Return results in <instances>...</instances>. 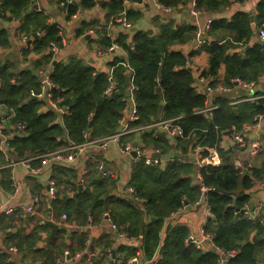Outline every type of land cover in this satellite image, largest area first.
Listing matches in <instances>:
<instances>
[{
  "label": "crops",
  "instance_id": "crops-1",
  "mask_svg": "<svg viewBox=\"0 0 264 264\" xmlns=\"http://www.w3.org/2000/svg\"><path fill=\"white\" fill-rule=\"evenodd\" d=\"M109 1L94 0V4L87 7L80 6L74 16L68 18L67 13L59 7L56 0H30L22 17L12 15L6 18L0 17V23L8 34L7 44L0 45V64L11 62L17 72L33 71L38 74L39 86L30 88L26 93L27 98L39 100L40 113L55 114V122L65 130L63 134L56 136L62 144L60 147L70 144L83 146L76 161L71 163L52 161L43 164L41 159L31 158L35 155L30 154L18 158L11 141L16 136L27 135L26 124L12 121L13 112L0 104V122L4 125V135H0V155L4 159L0 164V200L8 202L14 208L9 214L0 210V254L7 253L4 259L6 264H119L124 262L123 258L125 261L128 259L127 262L130 264V259L136 251L145 248L143 235L141 232L134 233L132 224L123 223L119 218L118 225L111 214L115 210L113 200L124 199L132 202L143 212L145 223L151 221L146 209L147 199L137 194L135 187L129 184L137 162L143 160L148 164L144 158L137 157L134 151L137 145L147 148L148 156L156 160L148 165L158 166L161 169H165L168 164L175 161L191 165L193 169L188 176L191 177L194 185L200 187V194L193 203L185 201L181 207L164 218V224L159 232V246L164 244L168 230L182 226L188 229L186 239L190 235L200 239L202 229L212 215L211 208L210 206L208 208V200L207 203L205 201L196 206L194 204L202 198V186L205 185L210 189L211 187L204 183L201 174L204 166L197 164V160L212 151L217 152L222 164L227 162L234 165L240 175L248 174L250 186L244 188L240 184L237 192L232 194L234 200L246 194L248 196L246 204L251 208L259 202L264 204V103L260 102L264 101V61L258 66L257 76L251 79L227 75V64L224 61L221 62L216 74H208L211 65L208 46L214 43H227L226 56L239 55L244 58L248 50L262 43L258 36L260 28L257 26L256 16L257 6L263 0H227L217 8L198 6V0H183L176 6H170V9H165L157 0H124L126 8L113 16L108 14L106 7ZM73 4L81 5L80 0ZM131 7L140 13L133 19L128 17V9ZM33 11L48 14L49 22L59 23L65 29L67 44L57 53L52 52L53 64L67 63L71 57H77L91 66L94 74L106 75L107 86L102 92L103 97L110 98L119 91V78L116 77L115 71L118 67L124 68L126 91L123 99L126 104L115 133L120 132L125 125L134 128V131L123 138V141L132 143V151L124 152L122 143L115 141H110L102 148L85 145L88 140L105 137L104 134L91 135L92 122L84 130L82 143H75L69 137L64 117L70 114V108L63 104L62 97L56 95L59 87L51 78L53 68L51 64H46L34 69V60L39 59L41 55L35 50L27 52L34 38L42 34L40 31L33 33L22 30L23 16ZM123 11H126L127 19L132 24L130 28L123 27L115 20ZM238 12L248 14L252 29L250 38L236 41L235 31L224 27L211 30L214 22L229 23ZM252 15L254 22L251 20ZM169 24L175 28L184 25L195 27V37L170 47L185 55V67L194 77L193 87L198 94L205 97L204 105L195 108L194 114L203 115L213 122L214 113L220 105L219 99L228 100V104L235 111L234 122L222 127L214 124L217 137L211 145L205 144L204 138L198 140L195 137L194 142L189 141V135H186L178 120L184 114L170 119L176 120L181 125L184 131L183 137H177L167 130L156 134L155 124L165 120L162 116H158L148 124H142L154 125L149 128L138 129L137 127L141 125H131L130 117L133 110L137 109L135 92L138 89L136 69L130 62V50L135 46L134 34L137 31H146L149 35L156 36L159 35L162 25ZM205 27L208 29L203 30ZM199 28L203 30L201 37H197ZM78 31L82 34H78ZM102 34L111 41L110 45L102 46V37H100ZM22 36L26 38L23 39ZM121 36L124 37V43L118 41ZM29 40H31L30 45H28ZM114 42L118 47L104 55L98 54V50H105ZM124 62L128 65H124ZM41 71L46 72L54 83L52 100L55 106L51 105L47 97L39 98L31 95V90L38 91L41 88ZM133 76H135L134 86ZM109 77L113 81V88L106 93L111 83ZM240 80L253 82L254 85L245 88ZM207 84H221L225 89L210 92L206 89ZM261 104L263 107H260ZM208 106L212 107L210 111L206 109ZM258 115L260 119L256 118ZM92 116L93 113L89 115V119ZM19 124H22L23 128H20ZM148 134H152L154 138L159 137L158 140L162 139V141L158 146L148 143L146 139ZM235 135L244 136L248 147L243 148L234 144ZM254 143H258L261 148L256 155L251 151ZM22 160H26V163H21ZM99 162L112 169L113 174L102 175L97 170ZM52 182L56 186V193L53 196L49 193ZM85 193H89L92 198L81 203ZM31 204H35L36 207L34 215L26 211V207ZM260 212V217L249 220L259 219L264 225L261 221L264 218V206ZM64 213L68 214L67 220L62 218ZM91 215L95 218L91 228L78 227L87 226ZM108 216L118 225V230L112 228ZM145 225L147 224H143ZM208 233L213 236V243L204 241L196 246L203 251L216 249L219 254L218 264H230V260L236 256L239 249L248 241H254L258 232L257 228L253 229L245 239L236 241L237 246L234 249L225 250L234 252L235 255L232 257L222 255L219 249H224L218 248L214 242L215 235L212 232ZM261 237L264 238L263 233ZM88 238H91L89 244ZM159 246L152 256L145 255L147 258H152L153 264H160L162 259ZM87 248H90V251H87ZM79 252L83 254L76 258ZM253 259L255 264H264V241L258 244Z\"/></svg>",
  "mask_w": 264,
  "mask_h": 264
},
{
  "label": "trees",
  "instance_id": "trees-1",
  "mask_svg": "<svg viewBox=\"0 0 264 264\" xmlns=\"http://www.w3.org/2000/svg\"><path fill=\"white\" fill-rule=\"evenodd\" d=\"M67 0H56L61 6ZM137 1V0H136ZM183 0H159L166 6H176ZM227 0H198V6L217 8ZM30 0H2L0 17L9 15L22 17V13ZM81 5L69 4L66 17L70 18L79 10L94 4V0H80ZM108 14L116 15L126 5L124 0H110L106 4ZM140 13L133 7L128 9V17L136 18ZM49 16L43 12H30L23 16L22 30L27 32L40 31L42 34L34 38L28 49L40 53V58L34 60V69L51 64L52 80L58 85L56 95L64 99L63 104L69 106L70 114L64 117V123L69 137L75 143L84 141V130L92 122V136H109L117 132L116 126L122 118L125 108L126 75L124 68L118 67L115 71L119 78V91L110 98L102 95L107 86V76L94 74L91 66L81 59L71 57L67 63L53 64L52 43L62 45L56 22H49ZM256 23L258 28L264 27V0L257 6ZM224 27L236 32V41L250 38L252 33L248 14L238 12L229 23L214 22L211 30ZM195 27L184 25L175 28L172 24L162 25L159 35H149L146 31H137L134 34L135 46L130 50V62L136 69L135 100L139 118L131 125L148 124L158 116L164 119H173L181 115L180 122L189 141L194 142L204 138L205 144H213L217 133L214 124L220 127L234 122L235 111L228 104V100L219 99V108L215 111V120L210 122L203 115L194 114V109L203 106L205 97L198 94L193 87L194 77L185 67V55L176 49L170 48L175 43H185L195 37ZM78 34L82 32L78 31ZM102 46H108L111 41L103 34L100 36ZM124 43V37H119ZM8 34L0 23V45H6ZM227 43H214L208 46L210 56V75L218 72L221 62L227 64V75L242 78H255L259 72L258 66L264 61V43L256 44L247 51L244 58L239 55L226 56ZM38 74L17 72L13 63L0 64V104L13 112L12 121L26 124L27 135L16 136L11 146L18 158L28 154L35 155L53 151L62 144L56 139L57 134H63L64 128L55 122L54 113H40V102L34 98H27V91L39 86ZM263 102L264 101H260ZM260 107H263L261 104ZM93 113L91 119L89 115ZM177 120V121H178ZM207 130V131H205ZM159 138V137H158ZM152 134L146 137L148 143L156 146L162 141ZM4 159L0 155V164ZM192 166L181 162H172L165 169L148 165L143 160L138 161L132 173L130 185L135 187L137 194L147 199L146 209L151 216L149 223L144 222L143 212L129 202V200H113L114 212L111 214L115 222L132 224L133 232L143 235V251L147 257L152 256L159 246V232L164 224V218L181 207L185 201L193 203L200 194V187L194 185L188 173ZM204 183L211 187L208 192V204L211 208V217L204 226V230L212 232L215 245L224 250L234 249L236 241L245 239L250 231L257 228L254 241H248L239 249L230 264H255L254 255L258 244L264 241V225L259 219L250 221L245 216V204L248 196L242 194L234 200L232 194L237 192L240 184L250 186L248 174L240 175L234 165L225 162L221 166H204L201 169ZM92 197L85 193L81 203ZM68 215V214H67ZM93 220L95 218L93 215ZM114 217V218H113ZM118 218L120 221H118ZM93 221V222H94ZM143 224H147L143 226ZM119 225V223H118ZM79 227V226H78ZM188 229L185 227L172 228L166 233L164 244L159 246L162 254L160 264H218L219 254L216 249L203 251L194 244H187L185 239ZM90 248H87V251ZM7 253L0 254V264L4 263ZM119 264H127L128 259ZM127 262V263H126ZM129 264V263H128ZM131 264V263H130Z\"/></svg>",
  "mask_w": 264,
  "mask_h": 264
},
{
  "label": "built area",
  "instance_id": "built-area-1",
  "mask_svg": "<svg viewBox=\"0 0 264 264\" xmlns=\"http://www.w3.org/2000/svg\"><path fill=\"white\" fill-rule=\"evenodd\" d=\"M78 1L79 0H67L66 2H62L61 6L63 7V11L65 13H67L68 12L67 6L69 4H73V3H76ZM157 1L165 9H170V7H166V6L162 5L159 2V0H157ZM0 3H1V0H0ZM72 16H74V14ZM115 20L118 24L122 25L125 28L132 27V24L127 19L126 11H123L117 18H115ZM56 26L59 30V36L61 37L62 45L60 46V45H57L56 43H52L51 48L54 51V53H57L62 47L66 46V44H67V37H66L65 29L59 23H56ZM208 27H205L203 30H207ZM203 30L200 28L198 29L197 37L202 36ZM258 36H259L260 41L262 43H264V27H262L258 30ZM22 38L25 39L26 37L22 36ZM116 47H118V44L116 42H114L107 49L98 50V54L104 55L106 52H108L112 49L114 50V48H116ZM123 64L128 65L127 62H124ZM41 75H42L41 88L38 91L31 90V95H34V96L39 97V98L47 97L49 99V102L51 103V105L55 106V104L53 103V100H52L54 83L51 80L50 76L46 72L41 71ZM110 79H111V77H109V80ZM134 80H135V76L132 77V85L133 86H134V84H133ZM110 81H111L110 87L106 91V93H109L113 88L112 79ZM240 83H242V86L245 88H249V87L254 85L253 82H248L246 80H240ZM206 89L210 92H212V91L215 92L216 90H219V89H225V87L221 86V84H217V85L207 84ZM206 109H208L210 111L212 109V107L208 106V107H206ZM138 118H139L138 111H137V109H134L132 112V116L130 117V120L132 122V121L137 120ZM256 118L260 119V116L258 115ZM152 126H154V125H141V126H138L137 128L138 129H145V128H149ZM155 126L157 129V131H155L156 134L158 132H162L163 130H167V131H170L172 134L176 135L177 137H183L184 136L183 128L181 127V125H179L176 122V120L165 119L162 121H158V123H156ZM19 127L23 128V125L19 124ZM3 131H4V125L2 124V122H0V135L1 136L4 135ZM132 131H134L133 127H131L130 125H125L120 132L115 133V134L110 135V136H105L102 138L88 140L85 143V145L102 148V147H106L110 141H115L118 143H122V150L124 152H130L133 149L132 145H131L132 143L130 141H123V138L125 136L129 135ZM233 143L238 144L239 146H241L243 148L248 147V143L244 140V136H241V135H235L233 138ZM82 148H83V146H78L76 144H70L68 146H63V147H60L54 151H50V152H47L44 154H39V155L33 156L31 158L41 159L43 164H46L47 162H52V161L71 163V162L76 161V159L79 156V153L82 151ZM134 151H135L137 157L144 158L148 164H152L156 161L151 156H148L147 148H144L142 146L137 145L134 148ZM251 151H252V153H254V155L258 154L261 151L259 144L258 143L252 144ZM21 163H26V160H22ZM99 163L100 164L97 165L98 166L97 170L99 172H101L102 175L104 174L105 176H110L113 174L112 169L108 168L103 162H99ZM197 164H199L200 166H208L209 165V166H217L218 167V166L222 165V161L218 157L217 152L212 151V152H210L209 155L200 158V160H197ZM209 189L210 188L205 186V185L202 186V198L198 199L195 202V204H194L195 206L202 203V202H205V201L207 203V200H208L207 194H208ZM49 193L51 196H53L56 193V186L53 182L49 186ZM263 206H264V204H262L261 202L257 203L253 208H251L249 206V204H245V216L248 219H255L256 217H260L261 216L260 211L263 209ZM208 208H209V205H208ZM0 210L9 214V213H12L14 211V208L8 202H3L2 200H0ZM26 211L29 212L30 214H33V215L36 214L35 204H31V205L27 206ZM62 218H63V220H67L68 215L66 213H64L62 215ZM108 220H109L112 228L115 230H118V225L116 223H114L113 220L109 216H108ZM93 221H94L93 217H89V224L87 226L80 225L79 227L80 228H91ZM261 221L264 222V218L261 219ZM212 239H213V236L211 234L207 233L203 228L202 232H201L200 239H197L193 235H190L186 239V243L187 244H195V245H200L204 241H210L213 243ZM87 241L89 244L91 242V238H88ZM219 250L222 252V255H224L225 257H227V256L232 257L235 255V253L232 251H225V250H221V249H219ZM67 254H68V252H66V255ZM82 254H83L82 252L77 253L76 258L80 257ZM152 261H153L152 258H147L145 256L144 251L141 248L139 250H137L136 253L130 259L131 264H153ZM90 264H92V263H90Z\"/></svg>",
  "mask_w": 264,
  "mask_h": 264
},
{
  "label": "water",
  "instance_id": "water-1",
  "mask_svg": "<svg viewBox=\"0 0 264 264\" xmlns=\"http://www.w3.org/2000/svg\"><path fill=\"white\" fill-rule=\"evenodd\" d=\"M251 20H252V22H254V16L253 15L251 16ZM30 43H31V40L28 41V45H30ZM27 216H29V213H27Z\"/></svg>",
  "mask_w": 264,
  "mask_h": 264
},
{
  "label": "clouds",
  "instance_id": "clouds-1",
  "mask_svg": "<svg viewBox=\"0 0 264 264\" xmlns=\"http://www.w3.org/2000/svg\"><path fill=\"white\" fill-rule=\"evenodd\" d=\"M54 52V51H53Z\"/></svg>",
  "mask_w": 264,
  "mask_h": 264
}]
</instances>
